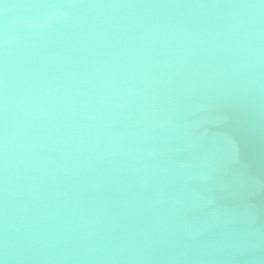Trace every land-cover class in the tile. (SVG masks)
Segmentation results:
<instances>
[{
    "label": "water",
    "instance_id": "obj_1",
    "mask_svg": "<svg viewBox=\"0 0 264 264\" xmlns=\"http://www.w3.org/2000/svg\"><path fill=\"white\" fill-rule=\"evenodd\" d=\"M0 264H264V0H0Z\"/></svg>",
    "mask_w": 264,
    "mask_h": 264
}]
</instances>
